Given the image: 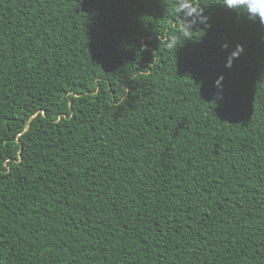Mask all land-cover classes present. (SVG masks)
Wrapping results in <instances>:
<instances>
[{
	"label": "trees",
	"instance_id": "16d2710c",
	"mask_svg": "<svg viewBox=\"0 0 264 264\" xmlns=\"http://www.w3.org/2000/svg\"><path fill=\"white\" fill-rule=\"evenodd\" d=\"M219 2L175 54L172 0H0V264H264V25Z\"/></svg>",
	"mask_w": 264,
	"mask_h": 264
},
{
	"label": "clouds",
	"instance_id": "9594fccd",
	"mask_svg": "<svg viewBox=\"0 0 264 264\" xmlns=\"http://www.w3.org/2000/svg\"><path fill=\"white\" fill-rule=\"evenodd\" d=\"M215 5L233 11L238 15H246L249 20L258 21L264 25V0H220ZM206 7L208 6L203 3V0H172L170 16L177 22V34L169 35L165 39L167 50L175 51L176 54L180 39H183L185 43L187 41H197L195 39L197 33H203L198 40L205 35V28H202L201 25L207 27V21L209 20V17L204 14ZM222 47L227 49L228 45L224 44ZM243 51V46L237 45L235 50L230 53L225 67L230 68L233 60L238 58ZM223 79V76H220L216 80V87L222 86L221 81Z\"/></svg>",
	"mask_w": 264,
	"mask_h": 264
}]
</instances>
